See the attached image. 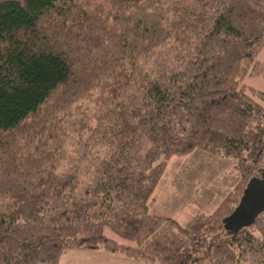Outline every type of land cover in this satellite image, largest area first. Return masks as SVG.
<instances>
[{
  "label": "trees",
  "instance_id": "1",
  "mask_svg": "<svg viewBox=\"0 0 264 264\" xmlns=\"http://www.w3.org/2000/svg\"><path fill=\"white\" fill-rule=\"evenodd\" d=\"M263 46L264 0H0V264H264V211L223 227L264 170V91L242 83ZM195 148L236 160L234 190L186 223L151 212Z\"/></svg>",
  "mask_w": 264,
  "mask_h": 264
},
{
  "label": "rangeland",
  "instance_id": "2",
  "mask_svg": "<svg viewBox=\"0 0 264 264\" xmlns=\"http://www.w3.org/2000/svg\"><path fill=\"white\" fill-rule=\"evenodd\" d=\"M257 59L264 60V46L258 53ZM242 83L247 88L253 87L264 91L263 75L247 74ZM167 165L165 175L163 172L148 202L149 210L154 213H161L155 212L156 210L151 209L150 206L155 208L153 205L157 204V199L163 196L167 200V196L176 189L177 193L174 192L172 195L174 199L177 194L174 204L184 206L182 207L184 209L185 206H189V209L194 208L190 210L186 219L174 216L182 223L188 222L197 212L211 213L216 210L240 180V174L235 167L236 160L233 157H222L201 148H195L182 156H172ZM108 233L113 234L110 230ZM225 233L222 234V237ZM134 260L146 264L140 259ZM62 264H123V262L114 261L111 258L109 260L102 258L101 254L99 255L91 249L90 253L84 249H70L63 253Z\"/></svg>",
  "mask_w": 264,
  "mask_h": 264
},
{
  "label": "water",
  "instance_id": "3",
  "mask_svg": "<svg viewBox=\"0 0 264 264\" xmlns=\"http://www.w3.org/2000/svg\"><path fill=\"white\" fill-rule=\"evenodd\" d=\"M264 211V170L248 181L236 207L223 218V227L227 234L242 227L250 226L256 217Z\"/></svg>",
  "mask_w": 264,
  "mask_h": 264
},
{
  "label": "crops",
  "instance_id": "4",
  "mask_svg": "<svg viewBox=\"0 0 264 264\" xmlns=\"http://www.w3.org/2000/svg\"><path fill=\"white\" fill-rule=\"evenodd\" d=\"M167 167H168V165L166 166V169H167ZM166 169L164 171V175L166 173ZM163 179H164V177H163ZM174 192H176V189L173 190V193ZM173 193L170 194L169 196H167V200H165L164 197L161 196L159 199L156 200L157 204L153 205V207L155 206V208H152V205L150 207H151V209L156 210L155 212H161V213H164L167 215H171L173 217L175 216L176 218L181 217L182 219H186L187 218L186 216L189 214L190 210H192L194 208L189 209V206H185V209H184V208H182L184 206L175 205L174 200H175L177 194L174 196V199H173V197H172ZM78 251H83V250H78ZM84 251H88L90 253V250H84ZM94 251L96 253H98L99 255L101 254L102 258H106L108 260H109V258H111L114 261L123 262V264H141L140 262H136L137 260L126 257L123 254H120L118 252H110V251L105 252V250H102V249L93 250V252ZM60 264H62V258H61Z\"/></svg>",
  "mask_w": 264,
  "mask_h": 264
}]
</instances>
